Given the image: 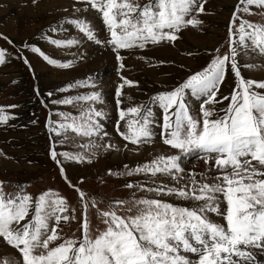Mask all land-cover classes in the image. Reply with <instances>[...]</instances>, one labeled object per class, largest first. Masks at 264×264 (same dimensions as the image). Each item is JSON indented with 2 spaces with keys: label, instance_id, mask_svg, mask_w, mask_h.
<instances>
[{
  "label": "snow or ice",
  "instance_id": "6c2138e0",
  "mask_svg": "<svg viewBox=\"0 0 264 264\" xmlns=\"http://www.w3.org/2000/svg\"><path fill=\"white\" fill-rule=\"evenodd\" d=\"M79 2L84 7L73 5L72 18L64 17L46 30L68 35L65 25H70L78 34L52 39L42 33L40 39L70 48L82 47L86 38L110 48L118 78L113 85L118 115L115 134L127 142L125 150L128 144L138 150L159 136L168 151L134 166L106 171L109 177L128 178L121 185L128 190L127 198L109 199L105 204L103 196L89 197L79 186L84 177L73 184L64 161L91 164L101 151H119L104 124L110 118L108 100L93 76L59 89H86L52 99L53 105H72L76 114L57 111L53 119L50 113L46 123L54 134L49 156L77 193L79 218L76 207L57 190L34 194L16 184L15 191L9 192L0 181V241L17 253L5 256L2 264H264L257 259L258 254L264 255V77L247 76L253 69H264V22L246 18L264 17V0H238L227 24L223 51L217 46L206 52L208 59L200 70L146 102L127 107L123 89L138 82L122 74L121 51L165 42L174 46L183 30L202 28L199 16L205 13V0ZM90 10L102 19V28L89 19ZM0 38L13 45L2 33ZM21 47L63 69L75 60L50 58L36 43ZM16 52L31 70L21 48ZM7 56L8 50L0 48V64ZM254 57L260 62H251ZM229 77L230 92L223 95L221 89ZM14 107L0 106V124L11 118L6 108ZM69 143L74 151L56 150L58 144ZM193 157L203 161V171L185 168ZM134 176L135 181L130 179ZM90 210L103 224L95 232ZM73 221L80 235H62V225Z\"/></svg>",
  "mask_w": 264,
  "mask_h": 264
},
{
  "label": "rangeland",
  "instance_id": "374dc122",
  "mask_svg": "<svg viewBox=\"0 0 264 264\" xmlns=\"http://www.w3.org/2000/svg\"><path fill=\"white\" fill-rule=\"evenodd\" d=\"M237 2L238 0H205V13L199 16L203 21L202 28L183 30L180 38L174 42V46L165 42L149 45L145 49L122 50L120 54L125 58L123 61L125 69L122 74L138 82V86H126L123 89L126 97L124 105L127 107L146 102L155 93L171 89L187 75L200 70L205 65L208 59L206 52L212 51L217 46H221L223 51V47H226L227 24ZM73 5L78 8L84 7L79 0H37L35 4L32 0H0V33L13 41V45H9L0 38V48L8 50L5 63L0 64V106L16 105L14 108H6L11 118L6 124H0V181L5 182V191L9 192L15 191L13 185L16 184L25 185V190L34 194H39L48 188L57 190L67 198L70 205L76 207L79 218L80 206L77 193L62 179L57 164L49 156L52 143L50 136L54 134L49 133L46 123L50 113L53 119L57 118L55 116L57 111H71L76 114V108L72 105H53L52 99L76 95L86 89H69L67 92H60L59 89L77 79L93 76L108 100L107 110L110 118L104 121V124L110 133L112 143L118 146L119 151L114 149L101 151L91 164L64 161L67 174L73 184H76L81 176L84 177L83 183L79 186L89 197L97 196L99 199L103 196L105 204L109 199L127 198L128 190L121 185L128 178L109 177L105 175L106 171L108 169L117 171L125 164L134 166L137 162L142 163L158 152H167L168 147L163 145L157 136L152 144H145L138 150H133L137 146L128 144V149L125 150L124 144L127 142L122 141L115 134L114 123L118 115L115 111L113 85L118 82V78L115 73V55L110 48L96 45L86 38L82 47L70 48L57 47L40 39L42 33L52 39H65L70 35L78 34L70 25H65L68 35L60 31H46L62 18H72ZM87 16L97 28H102V19L94 10H90ZM246 18L254 22H264V17L260 15ZM26 42L36 43L50 58L62 61L75 58L74 63L68 69L49 65L38 54L23 49L21 46ZM16 48H21L23 56L29 60L31 70L23 63V58H18ZM81 56L84 58L81 59ZM161 61L163 63H159ZM251 62H260L259 57H254ZM107 67L113 75L111 81L106 79L104 73ZM249 72L248 78L264 77V69H253ZM231 82L232 77H229V80L223 84L221 89L223 95L229 94ZM48 93H52V96ZM127 98H130V101ZM81 142L76 141L77 144ZM56 150L74 151L75 149L69 143L58 144ZM184 166L197 172L204 169L203 161H198L195 157L186 161ZM100 177L103 178V182ZM130 179L135 181L137 177ZM141 194L137 193V195ZM89 218L93 232L98 227L103 228V224L96 219L94 210L89 211ZM77 228L75 221L63 224L61 234L66 237L79 236ZM5 256L16 257L17 253L0 241V264ZM257 259L264 261V255L258 254Z\"/></svg>",
  "mask_w": 264,
  "mask_h": 264
},
{
  "label": "bare ground",
  "instance_id": "6f19581e",
  "mask_svg": "<svg viewBox=\"0 0 264 264\" xmlns=\"http://www.w3.org/2000/svg\"><path fill=\"white\" fill-rule=\"evenodd\" d=\"M105 54V53H104ZM106 55H109L108 53H106ZM102 59V58H101ZM254 62V61H253ZM259 63V62H258ZM104 73H106V79L109 81L112 80L113 78V75H111V73L109 72V68L107 67L105 70H104ZM250 73V72H249ZM253 73V72H252ZM255 75V74H254ZM71 76V75H70ZM74 76V75H73ZM72 76V77H73ZM256 76V75H255ZM264 76V75H263ZM254 77V76H253ZM110 83V82H109ZM107 124V123H106ZM157 147V146H156ZM161 150V149H160ZM120 154V153H119ZM123 157V156H122ZM116 162V161H115Z\"/></svg>",
  "mask_w": 264,
  "mask_h": 264
}]
</instances>
